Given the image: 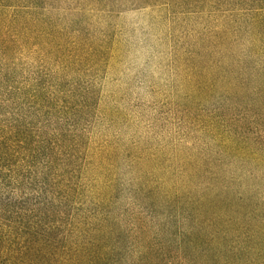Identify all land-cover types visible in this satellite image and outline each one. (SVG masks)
Masks as SVG:
<instances>
[{
  "label": "trees",
  "instance_id": "1",
  "mask_svg": "<svg viewBox=\"0 0 264 264\" xmlns=\"http://www.w3.org/2000/svg\"><path fill=\"white\" fill-rule=\"evenodd\" d=\"M24 1L0 0V264H264V206L241 213L217 195L230 179L208 168L193 173L214 182L203 186L204 195L173 183L160 198L146 199L147 212L126 208L128 223L121 222L116 196L101 192L114 190L113 181L99 188L100 169H110L103 153L90 148L87 155L81 136L61 132L58 116L66 111L57 77L19 61L32 39L34 4L16 5ZM218 18L221 48L227 53L246 40L250 49L236 63L245 74L264 76V0ZM42 35L33 37L39 47ZM227 70L223 81L234 88L237 117L223 112L207 120L204 127L217 133L205 163L220 170L231 159L264 167V82L246 91ZM148 186V194L161 191ZM233 195L247 206L243 194Z\"/></svg>",
  "mask_w": 264,
  "mask_h": 264
},
{
  "label": "rangeland",
  "instance_id": "2",
  "mask_svg": "<svg viewBox=\"0 0 264 264\" xmlns=\"http://www.w3.org/2000/svg\"><path fill=\"white\" fill-rule=\"evenodd\" d=\"M250 1L16 3L34 4L32 39L19 61L57 77L66 111L58 116L61 132L81 136L85 154L90 148L103 153V164L110 169H100L99 188L113 181L114 190L101 192L116 196L123 224L128 223L126 208L146 211V199L160 198L170 184L192 189L196 197L204 195L203 186L214 182L193 173L205 168L220 172L223 182L230 179L228 189L216 193L241 213L264 206V167L231 159L220 170L204 157L206 149L215 148L210 138L217 133L204 127L207 120L216 121L223 112L231 120L237 117L231 107L234 88L224 84L222 69H228L225 76L244 80L246 91H258L264 82L263 75L250 69L245 74L236 63L250 43L240 37L225 53L219 41L218 17L238 12ZM40 33L42 47L33 39ZM57 44L61 49L56 52ZM187 173L188 179L183 176ZM148 185H160L161 191L148 194L143 189ZM233 192L243 194L247 206Z\"/></svg>",
  "mask_w": 264,
  "mask_h": 264
}]
</instances>
